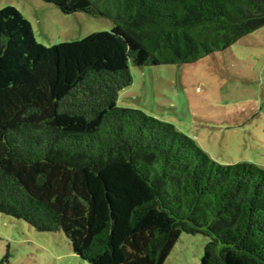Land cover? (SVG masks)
<instances>
[{
	"label": "trees",
	"instance_id": "16d2710c",
	"mask_svg": "<svg viewBox=\"0 0 264 264\" xmlns=\"http://www.w3.org/2000/svg\"><path fill=\"white\" fill-rule=\"evenodd\" d=\"M110 18L45 46L0 9V213L65 233L91 264H264V168L222 164L175 124L117 104L136 65L186 64L264 26V0H44Z\"/></svg>",
	"mask_w": 264,
	"mask_h": 264
},
{
	"label": "rangeland",
	"instance_id": "374dc122",
	"mask_svg": "<svg viewBox=\"0 0 264 264\" xmlns=\"http://www.w3.org/2000/svg\"><path fill=\"white\" fill-rule=\"evenodd\" d=\"M16 7L45 46L110 31V18L64 13L44 0H0ZM117 104L171 122L222 164L264 168V26L193 63L136 65ZM209 237L183 233L165 264H201ZM0 264H91L74 253L61 231H39L0 213Z\"/></svg>",
	"mask_w": 264,
	"mask_h": 264
}]
</instances>
